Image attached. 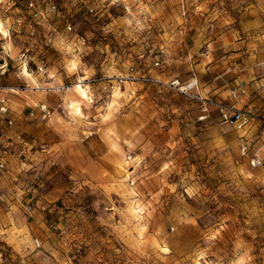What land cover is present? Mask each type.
Wrapping results in <instances>:
<instances>
[{
  "label": "rangeland",
  "instance_id": "1",
  "mask_svg": "<svg viewBox=\"0 0 264 264\" xmlns=\"http://www.w3.org/2000/svg\"><path fill=\"white\" fill-rule=\"evenodd\" d=\"M27 2L0 0V85L16 89L14 125L0 126L17 131L0 147L14 163L0 171V264L54 249L78 264H264V193L199 128L197 102L113 82L149 57L168 69L185 24L237 27L264 0H50L38 17Z\"/></svg>",
  "mask_w": 264,
  "mask_h": 264
},
{
  "label": "crops",
  "instance_id": "2",
  "mask_svg": "<svg viewBox=\"0 0 264 264\" xmlns=\"http://www.w3.org/2000/svg\"><path fill=\"white\" fill-rule=\"evenodd\" d=\"M210 20L200 21L198 25L185 24L174 34L170 33L168 48L165 50L171 65L168 69L163 64L164 60H159V67L153 65L158 59L157 56L156 59L149 57L140 60L137 62V69L163 80L179 77L183 83L195 84V91L214 96L221 101L237 103L239 106L251 104L264 115V3L254 4L248 9L244 20L237 27L230 24L229 17L222 16L218 21L212 22ZM128 68L129 65L125 73ZM113 82L115 89L122 91L123 87L126 95L133 94L138 87L146 85L142 82ZM153 85H157L156 88L160 91L165 90L158 84ZM234 89L238 90V96L233 94ZM195 106L197 110L193 111L199 128L216 135L210 140L212 145L226 148V160L244 176L249 187L264 193V163L252 167L249 161V157L254 155L264 161V119L245 129H236L233 125L222 122L215 108L211 109L205 120H199L202 112L197 103ZM2 118L0 115V119ZM14 130L0 126V147L13 144L10 138L15 137ZM245 139L250 145L248 156L241 153V144ZM4 151L0 152L7 160L8 168L2 172H11L10 168L14 163L7 155V150ZM8 215L9 212L0 208V219L8 218ZM5 238L8 240L6 236ZM12 246L15 250H22L17 249L14 244ZM54 250L44 252V264H78L69 257L67 251Z\"/></svg>",
  "mask_w": 264,
  "mask_h": 264
},
{
  "label": "built area",
  "instance_id": "3",
  "mask_svg": "<svg viewBox=\"0 0 264 264\" xmlns=\"http://www.w3.org/2000/svg\"><path fill=\"white\" fill-rule=\"evenodd\" d=\"M41 3L42 0H28L27 6L32 11V15L34 17L43 15L44 11L42 9ZM50 6L51 11L57 10L55 4H52ZM68 29H72L71 24H68ZM153 65L155 67H159L161 63L159 60H156ZM116 81L118 83H125L128 81L158 84L184 93L197 102L202 112L199 120H205L212 108H215L219 112V116L222 122L231 124L236 129H245L253 125L257 121L264 119V115L261 113V111L251 104L246 106H239L237 103L221 101L214 96L195 91V84L193 83H183L179 77H175L171 80H163L157 76L139 71L135 64H130L126 73L117 75ZM8 89L16 91V89L13 87H5L0 85V115H2L5 119V123L12 127L14 125V118L12 116L11 105L7 96ZM233 94L235 96H238V90L234 89ZM42 109L46 110L45 106ZM249 147V141L245 139L241 144V153L243 156H248ZM249 161L252 167H258L263 165L264 163L263 159L256 155L250 156ZM7 168L8 162L6 159H4L2 153L0 152V171L6 170ZM33 209V205H28V211H32ZM33 241L37 248L43 247V241L40 238L36 237L33 239Z\"/></svg>",
  "mask_w": 264,
  "mask_h": 264
},
{
  "label": "bare ground",
  "instance_id": "4",
  "mask_svg": "<svg viewBox=\"0 0 264 264\" xmlns=\"http://www.w3.org/2000/svg\"><path fill=\"white\" fill-rule=\"evenodd\" d=\"M0 33L3 34V35H7L8 34V31L4 27V23H3V21L1 19H0ZM25 72L27 74H29L27 69H25ZM77 87H78L79 91L83 94L82 97L87 98L88 97V91L84 87H82L81 84H78ZM71 108L74 109L77 113H81L82 112L81 103L78 102V101H75V102L73 101L72 104H71Z\"/></svg>",
  "mask_w": 264,
  "mask_h": 264
},
{
  "label": "trees",
  "instance_id": "5",
  "mask_svg": "<svg viewBox=\"0 0 264 264\" xmlns=\"http://www.w3.org/2000/svg\"><path fill=\"white\" fill-rule=\"evenodd\" d=\"M18 1V0H17ZM42 3L45 5L46 3H47V5L48 4H50V0H42Z\"/></svg>",
  "mask_w": 264,
  "mask_h": 264
}]
</instances>
